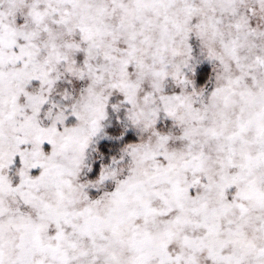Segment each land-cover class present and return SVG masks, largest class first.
<instances>
[{
  "label": "snow or ice",
  "instance_id": "snow-or-ice-1",
  "mask_svg": "<svg viewBox=\"0 0 264 264\" xmlns=\"http://www.w3.org/2000/svg\"><path fill=\"white\" fill-rule=\"evenodd\" d=\"M0 264H264V0H0Z\"/></svg>",
  "mask_w": 264,
  "mask_h": 264
}]
</instances>
